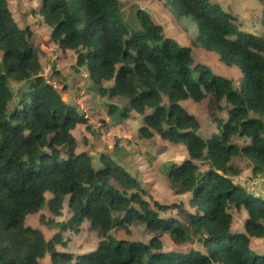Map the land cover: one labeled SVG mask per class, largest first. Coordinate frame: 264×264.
Here are the masks:
<instances>
[{"label": "trees", "instance_id": "obj_1", "mask_svg": "<svg viewBox=\"0 0 264 264\" xmlns=\"http://www.w3.org/2000/svg\"><path fill=\"white\" fill-rule=\"evenodd\" d=\"M167 2L177 17L197 24L202 49L215 52L222 65L239 68L240 89L195 63L191 48L165 38L145 11L136 10L139 29L128 26L119 0H41L40 16L51 28L49 43L62 55L74 54L75 73L87 72L88 91L112 102L124 99L121 120L141 118L138 139L157 137L185 147V159L166 176L176 195H189L192 212L182 202L147 201L138 179L110 153L94 162L88 152L77 151L73 131L83 119L39 75L42 56L32 49V33L15 24L7 1L0 0V264H39L46 256L50 264H264V254L250 246L252 238L264 245V198L234 184L238 171L230 165L242 156L254 162L253 175L264 176V40L241 31L210 0ZM9 78L27 83L16 100ZM207 97L223 102L217 110L226 112L214 117L215 132L204 139L182 103ZM115 111L110 105L108 113ZM64 204L70 214L64 222L39 215L40 224L56 230L49 240L24 224L26 216L45 208L61 217ZM172 211L190 224L199 250H163L162 235L176 245L187 242V226ZM232 212L246 215L242 233L231 230ZM84 221L99 239L95 249L58 250L67 248L63 233H77ZM134 224L159 235L147 243L109 235H128Z\"/></svg>", "mask_w": 264, "mask_h": 264}, {"label": "rangeland", "instance_id": "obj_2", "mask_svg": "<svg viewBox=\"0 0 264 264\" xmlns=\"http://www.w3.org/2000/svg\"><path fill=\"white\" fill-rule=\"evenodd\" d=\"M23 1V0H21ZM32 7L37 6V0H29ZM121 4V15L123 21L131 28L139 29L136 20V10L141 9L150 15L151 19L162 28V35L165 38H170L178 43L180 46H189L191 48V56L195 63L202 64L211 69V71L219 76L230 79L233 86L240 89L243 83L242 74L237 67H226L222 65L218 60V55L215 52H209L198 44V26L189 17H177L174 9L167 0H119ZM211 3L218 4L222 10L229 13L235 20L236 25L241 31L255 34L264 40V25L262 24V8L264 7V0H210ZM12 18L15 24H20V18L17 12H13ZM48 36V34H47ZM34 42L35 39L32 38ZM194 42L195 45H192ZM35 44V43H34ZM51 48V46H50ZM53 49V48H52ZM44 50V49H43ZM71 53V52H70ZM67 55L61 60V66H65L61 71L65 75H73L78 83H73V95L78 97L81 90L85 92V96L80 98L81 101L94 99L97 101L96 109L92 117L97 122H100L106 132V136H98L90 130L89 127L84 125L77 126L73 131V136L77 139L78 148L77 151H86L97 161V157L100 153H110L116 158L117 163L123 165L130 173L138 179L141 188L146 193L147 201L150 203L156 201L160 204H171L182 202L187 212H192L188 205L189 195L178 196L175 194L177 187H172L168 182L166 173L173 164H180L185 157L186 151L183 145L175 146L167 141H161L157 137L151 140L138 139V128L142 124V120L139 116L133 114L129 115L127 119H120V112L126 105L124 99L118 102H112L107 97L98 98L94 91H88V81L79 78L80 74L75 73L69 65L73 60V55ZM42 64L44 66L45 60L42 57ZM52 81L58 83L64 91L66 86V92L72 85L59 79L57 76L52 75ZM63 80L64 82H61ZM66 83V85L64 84ZM8 87L10 88L14 100L17 99L20 92L27 87V83H17L12 79L7 80ZM104 86H109V83H104ZM80 86V87H79ZM67 102V101H66ZM68 103V102H67ZM70 104V103H69ZM72 106V104H70ZM110 105H114L116 108L115 113L110 115L108 109ZM218 105L223 107L224 103L220 104L212 97H207L199 103H193L187 101L182 103L184 109L193 115L200 124L199 136L201 138H209L211 133L215 132L214 117H224L225 110L220 112L217 110ZM106 140V141H105ZM121 140V141H120ZM120 144L122 146H120ZM118 147L117 151L114 150ZM91 154H95L92 156ZM116 155V156H115ZM125 162L126 165L123 164ZM201 164V162H197ZM238 171V176L231 177L234 184L240 185L250 194L264 198V176L253 175L252 168L255 165L253 161L248 160L242 156H238L232 159L231 164ZM47 198L50 194L45 195ZM66 209H63L62 216L59 218L53 217L45 208L34 215L26 216L24 224L26 226L39 229L45 240H49L54 234V231H48V229L40 224L39 215H44L46 219H53L56 222H64L69 217L65 216ZM233 214V223L231 230L235 232H243L242 225L246 215L243 213ZM172 216L179 218L185 226H187V242L183 245H176L175 242L168 235L160 236V240L163 242V250L168 251H181L186 252L188 250H199L200 246L196 237L192 234L190 224L185 220L184 216H179L175 211H172ZM129 234L124 232L112 231L110 236L116 238V240L127 239L129 241H135L140 243H147L152 236L159 234H150L147 232L144 226L134 224L129 227ZM63 240H67V248H59L65 253L80 254L83 252H90L94 249L99 241L96 232L90 227V223L85 221L77 233L66 232L63 233ZM251 247H255L260 253L264 254V245L261 240L252 238ZM64 249V250H63ZM39 264H50L48 256L39 261Z\"/></svg>", "mask_w": 264, "mask_h": 264}, {"label": "crops", "instance_id": "obj_3", "mask_svg": "<svg viewBox=\"0 0 264 264\" xmlns=\"http://www.w3.org/2000/svg\"><path fill=\"white\" fill-rule=\"evenodd\" d=\"M6 1H7L8 9L10 10L11 14H13V12H17L18 15L22 16V19L21 18L19 19L20 20V24L18 25V27L19 28H26V27L29 28L30 32L32 33V38L35 39V41H34L35 46H39L42 50L44 48H46V47H50L51 46V48H53L56 51L54 46L49 43V34L51 32V28L48 27L47 25H45V23L42 20V17L40 16L41 0H37L38 3H37V6H35V7H32L33 4L30 5V1L29 0H23V1H21V0H6ZM47 34H48V36H47ZM69 53L70 52H67L65 55H62L60 52H57L58 59H57V61L52 63V72H53V74L55 75V73L58 72V73H56V76L59 79H63L67 83L69 82V84L72 83V85L69 87V90L67 92H66L67 89H66V86H65V90H64L65 92H63V95H65V94L73 95L74 93H76L75 89L73 90V87H74L73 83L74 84L78 83V85H79V80H77L73 75H65L61 71V68L62 69L65 68V66H63V65L61 66V60H62L63 57L65 58L67 55H69ZM70 54L73 55L72 52ZM43 58L45 59V62H46V60H48V57L47 58L43 57ZM74 63H75V56L73 55V60H72V62L69 65L70 66L69 70L72 69V66H73ZM84 71L85 70H80L79 71V74H80L79 78L83 79L81 77V73L84 72ZM63 80H61V82H64ZM85 80H87V79H85ZM64 84L66 85V83H64ZM97 97L100 98L99 96H97ZM84 102H85V106H86L89 114L92 116L93 113H94V110L96 109L97 101L96 100L94 101V99H92V98H91V100H89V98H88L86 101L84 100ZM82 125H84V124H82ZM78 126L80 127L81 125H78ZM76 141H77V139H76ZM120 146H122V145L120 144ZM117 149H118V147L114 148L115 151H117ZM91 155L94 156L95 154L94 155L91 154ZM112 157L114 158V156H112ZM114 159L116 160V158H114ZM123 164L126 165L125 162H123ZM127 168H128V166H127ZM127 171L130 173L129 170H127ZM66 207H67L66 204H64V208L66 209L64 217L65 216L70 217V214L68 213ZM62 213H63V211H62ZM94 249H92L91 251H93ZM83 253H85V252H83Z\"/></svg>", "mask_w": 264, "mask_h": 264}, {"label": "built area", "instance_id": "obj_4", "mask_svg": "<svg viewBox=\"0 0 264 264\" xmlns=\"http://www.w3.org/2000/svg\"><path fill=\"white\" fill-rule=\"evenodd\" d=\"M44 52L48 57V60L45 62L44 66H42V70L39 73V75L45 80V82L52 87L53 90L60 92L63 100L70 104H72L73 107L76 108L77 112L79 113L80 117L85 122L86 126L90 128L91 131L95 132L98 136L102 138V136H106V132L100 122H97L94 120V118L89 114L85 102L81 101L80 98L85 96V92L81 90L79 92L78 97H75L74 95H63V88L56 82L52 81V63L57 61L58 55L57 52L50 48L46 47L44 48ZM81 77L85 80L88 77V74L86 71L81 73ZM66 102V103H67ZM106 140L108 139V136H106ZM105 140V141H106Z\"/></svg>", "mask_w": 264, "mask_h": 264}, {"label": "water", "instance_id": "obj_5", "mask_svg": "<svg viewBox=\"0 0 264 264\" xmlns=\"http://www.w3.org/2000/svg\"><path fill=\"white\" fill-rule=\"evenodd\" d=\"M32 49L40 54V56L47 58V56L44 54V51L39 46H33Z\"/></svg>", "mask_w": 264, "mask_h": 264}, {"label": "clouds", "instance_id": "obj_6", "mask_svg": "<svg viewBox=\"0 0 264 264\" xmlns=\"http://www.w3.org/2000/svg\"><path fill=\"white\" fill-rule=\"evenodd\" d=\"M35 46V45H34ZM44 51V50H43ZM44 54H45V52H44ZM46 55V54H45ZM43 57V56H42ZM45 60V59H44ZM47 61V60H46Z\"/></svg>", "mask_w": 264, "mask_h": 264}]
</instances>
